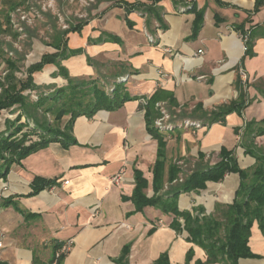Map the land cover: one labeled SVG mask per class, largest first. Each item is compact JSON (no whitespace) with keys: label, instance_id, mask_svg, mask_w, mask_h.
Wrapping results in <instances>:
<instances>
[{"label":"crops","instance_id":"1","mask_svg":"<svg viewBox=\"0 0 264 264\" xmlns=\"http://www.w3.org/2000/svg\"><path fill=\"white\" fill-rule=\"evenodd\" d=\"M10 1L0 0V11L9 10ZM118 1L67 35L69 52L82 53L61 64L71 78L99 79L106 86L127 77L119 86L132 99L117 109L78 117L72 128L76 144L55 141L21 162L5 166L0 161V171L7 172L0 177V264H54L59 252L58 264H156L164 255L169 264L206 262L207 253L191 240L184 218L175 229L174 215L154 206L138 210L132 199L136 170L148 183L146 196H155L159 142L148 131L144 100L158 90L161 105L184 108L182 119L203 121L197 130L178 128L162 135L167 168L181 160L193 170L212 169L222 160L223 149L233 153L241 169L257 163L242 142L246 124L264 119V97L253 86L264 88V4L250 14L258 0ZM123 1L153 6L154 14L146 9L130 13ZM198 12L203 13L201 27ZM241 24L256 34L245 59L242 36L233 28ZM35 52L43 55L37 48ZM239 67L253 86L248 90L252 103L242 115L233 112L224 122L210 125L205 112L237 99ZM56 72V65H47L34 75L45 95L67 85L63 77H54ZM3 115L0 135L14 128ZM69 120L66 116L63 126ZM255 136H250L255 150L264 154V135ZM116 176L122 179L119 183L112 180ZM37 178L54 185L35 193ZM240 184L238 173H228L220 182L208 181L204 189L180 194L179 208L201 219L222 220ZM251 230L250 249L260 258L240 259L238 264H264V230L257 222Z\"/></svg>","mask_w":264,"mask_h":264},{"label":"trees","instance_id":"2","mask_svg":"<svg viewBox=\"0 0 264 264\" xmlns=\"http://www.w3.org/2000/svg\"><path fill=\"white\" fill-rule=\"evenodd\" d=\"M25 0H11L9 10L5 12V24L0 23V36L11 32L10 11L15 9ZM158 3L161 0H153ZM183 1V0H182ZM9 2V1H8ZM119 3V2H118ZM128 12L135 10L146 9L150 15L154 14L153 6H146L142 3L131 4L124 2ZM264 4V0H258L255 9L250 12H258ZM118 5V4H117ZM7 12V13H6ZM203 13L198 12L199 27L202 26ZM83 22L78 25H73L69 29L61 31L57 34L54 43L49 44L56 49L55 53H48L40 58L39 62L31 64L27 68V77L25 80L18 79L16 72L20 69L21 58H15L20 53L16 51L15 56L6 58L8 52L5 51L4 45L7 43L0 40V61L5 60L7 65V74L5 78L0 77V113L3 110H11L16 107L20 111L18 121L21 122L22 117H33L35 123L38 120V110H42L45 105L51 104V107L46 108L51 113H56L58 121H63L66 116H70L69 122L63 130L59 128H50L44 123H36V127L43 133L39 136V140L27 145L28 135H22L18 138L25 127V124L18 126L13 132L6 136V132L0 135V161L4 165H10L14 162H21L24 158L41 149L46 148L50 143L62 141L66 145L76 144L72 136V128L74 121L81 116L92 117L96 111L106 109L114 110L122 106V104L132 99L127 93L122 91L119 86L114 94L109 96L99 79L80 80L71 78L68 71L62 66V60L68 59L71 55L82 53V50L69 52L67 47V35L71 32L80 31L84 25ZM234 30L241 35H246L250 32V37L247 42V51L244 59L252 50L256 34L254 28L246 30L244 24L234 25ZM19 34H15L17 36ZM110 40L117 38L110 37ZM10 49H14L12 44H8ZM47 65H56L58 72L54 73V77L61 76L67 80V85L56 90L54 94L45 95L44 93L36 102H32L30 97L26 95L28 91L39 90L36 85L34 75L37 72H42ZM243 65V62H242ZM240 70V67L238 68ZM251 84L242 80L241 74L237 73L235 80V88L238 91L236 100L230 103L223 104L211 112H205L208 115L209 124L224 122L226 116L230 113L237 112L242 115L244 110L252 103L249 98V88ZM264 97V88L259 85H253ZM162 91L158 90L150 98H147L146 119L148 131L159 142L158 159L154 166V191L155 196L148 198L145 194V189L148 186L142 172L135 171L136 188L132 199L138 210L144 209L146 206H154L166 214H172L175 220L172 226L178 229L180 226V218H184V229L188 231L191 240L202 246L207 253L205 263L198 264H238L240 259L260 258L254 254L249 245L251 229L254 223H258L260 228L264 230V154L259 149L261 154H258L254 143V137H250L255 133L256 136L264 135V119L262 121H252L246 124L242 145L246 149V153L251 154L257 159L254 168L241 169L234 158L233 153L223 149L222 160L212 169L208 170H193L192 174L179 182V174L181 169L173 164L166 167L165 146L166 143L162 134L155 127V121L161 117L160 110L157 108V103L161 100ZM56 107V108H55ZM173 113L176 109H172ZM176 107H179L178 105ZM38 122V121H37ZM255 136V137H256ZM250 138V141L247 138ZM228 173H238L241 178L240 188L236 192L234 203L222 213V220L213 216H205L202 219L199 216H192L189 212H183L178 205L180 194L191 192L192 190H200L206 188L208 181L220 182ZM7 172L0 171V177L5 178ZM34 183L35 193L54 185V182L40 180L37 178ZM199 210V209H198ZM199 215V214H198ZM191 257V254L189 255ZM61 259V258H60ZM120 264H127L122 263ZM156 264H169L167 255H164Z\"/></svg>","mask_w":264,"mask_h":264},{"label":"rangeland","instance_id":"3","mask_svg":"<svg viewBox=\"0 0 264 264\" xmlns=\"http://www.w3.org/2000/svg\"><path fill=\"white\" fill-rule=\"evenodd\" d=\"M118 0H25L23 4H20L17 6L15 9H12L10 13H12V18L16 21V23L20 24L22 27V31L19 33L18 30H16L14 27H11V32L8 34H2L0 36V40H3L7 43L5 44V51L8 52L6 54V58H9L11 53L13 54L12 56H15L14 54L16 51L20 53V55L16 56L15 58H21L23 60L20 61V69L18 72H16V77L21 80H25L27 77V68L30 66V62H39L40 60L38 59L39 57L42 58L43 55L48 54L45 52H51L55 48L50 46L49 44L54 43L55 38L57 37V34L61 31L69 29L73 25H78L83 22H86L88 20H91L95 17H100L102 16L105 11L118 4ZM107 7V9H105ZM17 9H21L22 11H25L30 20L32 22L29 23H23L21 21V15L18 14ZM7 10V9H5ZM32 13V14H31ZM4 16V11H0V22L5 24L6 20ZM2 19V20H1ZM15 34H19L15 36ZM8 44H12L14 49H10ZM35 48H37V54L40 52L43 54L41 55H36ZM41 48V50L39 49ZM56 50V49H55ZM56 52V51H55ZM53 52V53H55ZM36 55V56H34ZM39 61H37V60ZM35 62V63H36ZM34 64V63H32ZM237 73L241 74V69L237 70ZM7 74V65L5 63V60L2 59L0 61V77L5 78V75ZM242 77V74H241ZM129 78V77H128ZM243 80V78H242ZM127 82V77H121L116 80L115 83H112L113 85L111 86H106L105 83H102L100 81V84L103 86L105 89L106 93L109 96H112L116 90L117 87H119V84ZM250 84V83H249ZM39 87V86H38ZM253 87V86H251ZM41 88V86H40ZM49 89V88H48ZM42 89L38 90L37 92L34 91H28L26 92V95L30 97V100L32 102H36L39 97L44 93L47 94V90L45 92L41 91ZM50 90V89H49ZM49 92V91H48ZM53 93H48L49 94H54ZM145 106L147 105V98L144 100ZM157 103V108L160 110L161 117H162V111L161 109L164 108L168 112V114L171 117L170 122L174 123L175 126H173L172 129H160L157 127L156 121H155V127L159 130L160 133L166 134V133H171L176 129H181V130H186V129H191V130H197L196 127H188L185 128L183 127L182 124L183 121L186 120H191L194 122H198L201 125H203V121L200 120H194L192 118H187V119H182V115L186 110L184 108L182 109H176L175 113L172 112L171 108L167 104H162ZM51 107V104L45 105V107L42 110H38V122L36 123H44V125H48L50 128H59L61 130L64 129L63 126V121H58L56 118V113H51L49 110L46 108ZM56 108V107H55ZM18 108L16 107L15 109L11 110H3L0 113V117L2 116V119L5 121H10L14 123L13 127L6 132V136H8L11 132H13L18 126L21 124H25V127L23 129V133H19L20 136L22 135H28V141L27 143L30 142H35L39 140V136L42 135L43 133L36 127V123L33 120V117H30L29 119L27 117H22L24 118L23 123H20L18 121L20 112H16ZM160 117V118H161ZM159 119V118H158ZM169 120V119H168ZM19 123V124H18ZM177 125V126H176ZM180 126V127H178ZM18 136V138H21ZM32 137V138H31ZM36 137V140L34 141V138ZM175 165H177L180 169L181 172L179 174V182H182L187 176L188 172H192L195 167L191 165H187L185 162L181 160H176ZM188 171V172H186Z\"/></svg>","mask_w":264,"mask_h":264},{"label":"built area","instance_id":"4","mask_svg":"<svg viewBox=\"0 0 264 264\" xmlns=\"http://www.w3.org/2000/svg\"><path fill=\"white\" fill-rule=\"evenodd\" d=\"M17 12H18V14L21 15L20 18H21V21L23 23H29L30 24L32 22V20H30L28 14L25 11H22L21 9H17ZM12 16H13L12 13H10V18L9 19H10V22H11V26L14 27L16 30H18L19 33H20L22 31V27L20 26L19 23L17 24L14 19H11ZM241 36H242V40L244 42V51L246 52L247 51V42H248L249 37H250V32H248L246 35H241ZM149 39H150L151 42H153V38L152 37H149ZM203 52H204L203 50H201V51L199 50L198 54L201 55V54H203ZM10 55L12 56L13 54L11 53ZM241 74H242L243 81L247 82L248 79H246L247 76H246V74H245L243 69H241ZM158 105H159V107H161L160 106L161 104H158ZM161 111H162V117L157 119V121H156L157 127H159L160 129L163 128V130L164 129H172L173 126H175V125H174V123L170 122V120H171L170 115L168 114V112L166 110H164V108H162ZM180 125H182L185 128H188V127L191 126V127H196L198 129V128L202 127V125L200 123L194 122V121H191V120L190 121L189 120L183 121V123L180 124ZM178 127H180V126H178ZM112 180L114 182H116V183H119L122 179H121V177L116 176ZM68 182L69 181H67L65 183L68 184ZM2 246H3V244L0 243V247H2ZM62 255H63V252H59V253L56 254L55 260H54V264H58L59 259L62 257Z\"/></svg>","mask_w":264,"mask_h":264}]
</instances>
